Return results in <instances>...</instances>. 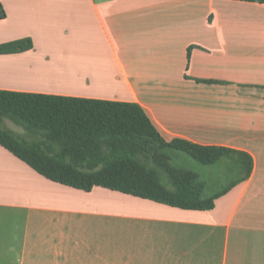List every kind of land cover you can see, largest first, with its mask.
Returning a JSON list of instances; mask_svg holds the SVG:
<instances>
[{"label":"crops","instance_id":"0c3cea01","mask_svg":"<svg viewBox=\"0 0 264 264\" xmlns=\"http://www.w3.org/2000/svg\"><path fill=\"white\" fill-rule=\"evenodd\" d=\"M0 4V45L33 43L0 55V90L137 103L167 141L254 162L196 211L50 181L0 145V264H264V2Z\"/></svg>","mask_w":264,"mask_h":264},{"label":"trees","instance_id":"16d2710c","mask_svg":"<svg viewBox=\"0 0 264 264\" xmlns=\"http://www.w3.org/2000/svg\"><path fill=\"white\" fill-rule=\"evenodd\" d=\"M32 48L31 39L17 40L0 45V55ZM0 145L50 181L85 192L102 187L184 210H212L254 168L252 157L239 150L167 141L137 103L59 95L0 90ZM188 158L210 169V176L191 170Z\"/></svg>","mask_w":264,"mask_h":264},{"label":"rangeland","instance_id":"374dc122","mask_svg":"<svg viewBox=\"0 0 264 264\" xmlns=\"http://www.w3.org/2000/svg\"><path fill=\"white\" fill-rule=\"evenodd\" d=\"M5 125H6L8 128L12 129L13 131H15V132H17V133H19V134H24V130H23L21 127L15 125L13 122H11V121H9V120H6ZM188 167H189L191 170H193V171H195V172H197V173H199V174H201V175H205V174H204L205 170H208L207 168H205V167L199 165L198 163H196L195 161H193V160L190 159V158H188Z\"/></svg>","mask_w":264,"mask_h":264}]
</instances>
